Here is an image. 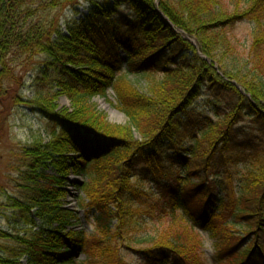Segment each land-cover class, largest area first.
I'll return each instance as SVG.
<instances>
[{
  "label": "trees",
  "instance_id": "trees-1",
  "mask_svg": "<svg viewBox=\"0 0 264 264\" xmlns=\"http://www.w3.org/2000/svg\"><path fill=\"white\" fill-rule=\"evenodd\" d=\"M82 2L86 14L63 34L59 13ZM229 3L234 12L228 16L222 0H0V92L16 59L44 55L47 77L40 75L37 100L51 126L47 144L21 148L27 185L21 186L23 201L13 204L36 210L42 226L27 237L2 235L17 246L3 247L0 264H22L21 258L72 264L81 254L87 264H128L124 249L147 264H205L199 242L184 244L178 234L136 240L147 221L178 211L191 232L200 227L210 236L217 264H264V156L250 159L251 168L229 192L220 181L232 152L261 146L264 154V144L239 127L248 118L264 131V0ZM240 13L254 24L244 63L225 56L232 47L225 31ZM130 73L153 76L146 93L126 81ZM108 89L123 126L107 123L88 104ZM202 90L223 111L197 113ZM61 95L72 102V113L57 111ZM69 172L89 179L77 188L96 215L91 236L66 232L77 222L58 202ZM236 228L246 236L237 244L230 241L240 237ZM133 244L147 247L134 250Z\"/></svg>",
  "mask_w": 264,
  "mask_h": 264
},
{
  "label": "rangeland",
  "instance_id": "rangeland-1",
  "mask_svg": "<svg viewBox=\"0 0 264 264\" xmlns=\"http://www.w3.org/2000/svg\"><path fill=\"white\" fill-rule=\"evenodd\" d=\"M222 4L223 6L220 7L227 10V15H232L234 7L230 6L229 0H222ZM87 7L88 4L82 2L75 10L66 9L60 12L57 20L59 30L63 34H66V27L69 22L72 20H80L82 16L86 14ZM119 12L124 16H131V13L124 8ZM253 30L254 24L249 19L242 16L241 13L235 16L232 25L225 31L227 39H229L232 44L230 50L225 54V56H228V59L236 56L242 63L247 61L253 39ZM190 43L198 50L194 39L190 40ZM198 55L207 64H210L208 58L202 56L200 53H198ZM45 60L46 58L44 55L37 59H28L26 57L20 60L16 59L15 65H13L12 70L6 74L5 80L2 83V92H0V256H5V247L17 246L15 240H5L1 237L2 235L27 237L26 235L38 231L43 223L42 219L35 215L36 210H27L23 208L21 211L20 209L14 208L13 204L14 200L19 202L23 201L24 191L21 186L27 185L25 177L21 176V172L26 169L19 167L20 162H18V157L22 153L21 148L31 147L35 143L45 145L51 139V126L47 123L42 113H40L41 108L37 100V92L41 91L40 75L45 76L44 79L47 77L45 75V68L42 64V61ZM227 65H230L229 61H227ZM214 69H217V67L215 66ZM152 78L153 76L148 77L143 74L130 73L126 74L125 79L140 93H146L150 82L149 79ZM154 78L159 80L161 77L155 76ZM232 84L242 95L249 97L243 92L239 84L236 82H232ZM57 91L58 90H56V92ZM200 94L201 96L195 104L197 113L210 117L215 112L216 108L220 112L223 111L224 106L219 101L212 98L206 90H202ZM114 97V91L108 89L104 97L94 96L90 99L88 104L94 107L96 111L103 114L107 123L123 126L126 123V119L123 114L115 108L116 103ZM55 105L57 106V111L68 113L74 111L72 102L66 96H58ZM239 127L243 130L245 137L256 139V142H262L264 144V131L255 126L251 119L246 118L240 123ZM247 150L238 149L232 152L224 169L221 170L220 181H222L225 191L229 192L231 186L236 183L246 170L251 168L250 159H252L253 156L260 158L264 156V154L258 153V151L261 150V146H258L257 149L255 148L253 152ZM93 166L95 165L88 168L90 172H92ZM46 170L51 174L55 173L51 168ZM66 181H68L66 186L62 187V189L65 190V199H59L58 202L63 201L65 208L76 214L75 220L77 221L72 226H69L66 232L75 233L82 230L87 235L91 236L94 232V225L92 223L96 215L93 211L85 207L89 202L88 197L77 188L78 184L82 182L88 183L89 179L87 176H78L69 172ZM133 183H135V181H133ZM155 193L156 192H153V194ZM26 221H31L32 225L27 226ZM192 232L183 219L182 212L178 211L174 217L162 216L147 221L136 233L135 237L137 241H143L149 236L174 237L178 234L177 237L182 239L184 244L199 242L201 246H199V249L202 251L201 254L203 260H205V264H217L218 258L213 250V241L207 232H204L200 227L193 228ZM235 232H237L240 237H233L230 240L231 242L237 244L242 240H246V236L242 234L243 231L241 232L240 229L236 228ZM248 240L250 241V238ZM186 241L188 242L185 243ZM246 242L243 245H245ZM131 247H133L134 250H143L146 249L145 247L147 246L144 244H133ZM122 254L124 260L128 264H147L143 262L139 254L133 251L124 249ZM233 256L232 254L230 257L233 258ZM20 263L25 264V259L21 258ZM253 263L263 264L260 260L256 261L255 259ZM72 264H87L85 256L82 254L79 255Z\"/></svg>",
  "mask_w": 264,
  "mask_h": 264
}]
</instances>
